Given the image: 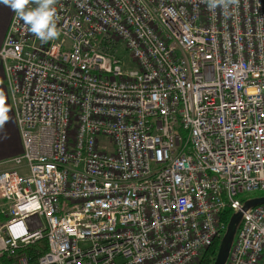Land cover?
<instances>
[{
  "label": "built area",
  "instance_id": "2783aa9c",
  "mask_svg": "<svg viewBox=\"0 0 264 264\" xmlns=\"http://www.w3.org/2000/svg\"><path fill=\"white\" fill-rule=\"evenodd\" d=\"M226 3L57 0L48 42L14 13L0 264H206L264 191V0ZM242 214L226 264H264V205Z\"/></svg>",
  "mask_w": 264,
  "mask_h": 264
},
{
  "label": "clouds",
  "instance_id": "9594fccd",
  "mask_svg": "<svg viewBox=\"0 0 264 264\" xmlns=\"http://www.w3.org/2000/svg\"><path fill=\"white\" fill-rule=\"evenodd\" d=\"M28 26L29 31L41 41L56 39L60 33L57 26V0H0ZM227 7L226 0H208V7ZM8 109L0 103V124L8 120Z\"/></svg>",
  "mask_w": 264,
  "mask_h": 264
},
{
  "label": "crops",
  "instance_id": "0c3cea01",
  "mask_svg": "<svg viewBox=\"0 0 264 264\" xmlns=\"http://www.w3.org/2000/svg\"><path fill=\"white\" fill-rule=\"evenodd\" d=\"M13 10L6 4L0 3V49L5 40ZM0 103L7 109L8 120L0 124V167L11 169L13 164L10 160L23 153V143L21 140L15 110L9 98L8 88L5 83L4 69L0 64ZM4 168V169H5Z\"/></svg>",
  "mask_w": 264,
  "mask_h": 264
},
{
  "label": "water",
  "instance_id": "95a60500",
  "mask_svg": "<svg viewBox=\"0 0 264 264\" xmlns=\"http://www.w3.org/2000/svg\"><path fill=\"white\" fill-rule=\"evenodd\" d=\"M260 205H264V196L255 197V198L247 200L244 203L242 210L232 215V217L229 220L225 236L223 237L219 245L218 254H217L214 264H226L228 257H229L230 250H231L232 243L234 241L236 231L242 219V215H243L242 212L248 211L249 209L260 206Z\"/></svg>",
  "mask_w": 264,
  "mask_h": 264
},
{
  "label": "trees",
  "instance_id": "16d2710c",
  "mask_svg": "<svg viewBox=\"0 0 264 264\" xmlns=\"http://www.w3.org/2000/svg\"><path fill=\"white\" fill-rule=\"evenodd\" d=\"M262 196H263V195H262ZM243 201L245 202V201H246V198L243 199ZM232 215H233V212H232V211H227V212L225 213L224 219H227V222H229V220H230V218L232 217ZM219 245H220V243H216V244H214V246L206 252L205 257H204V260H205L204 263L208 264V263H210V262H214V261H215V259H216V255H217V251H218V249H219ZM35 247H36L37 250L46 251V244H45L44 242L39 243V244L36 245ZM213 249H214V250H213ZM34 250H35V248H32V251L29 250V251H28V254H33L32 252H33ZM211 250H213V252H212V255H211V258H210V257H208V255H209V253H210ZM30 251H31V252H30Z\"/></svg>",
  "mask_w": 264,
  "mask_h": 264
},
{
  "label": "rangeland",
  "instance_id": "374dc122",
  "mask_svg": "<svg viewBox=\"0 0 264 264\" xmlns=\"http://www.w3.org/2000/svg\"><path fill=\"white\" fill-rule=\"evenodd\" d=\"M119 55H120V57H127V58H129V56H130V54H129V52H127L125 49H124V46L123 45H121V47H120V51H119ZM5 167L3 166V167H0V172H2V171H5V170H9L8 168H5ZM262 195H264V191L263 192H254V193H248V194H245L243 197H245V198H255V197H257V196H262ZM214 250V249H213ZM213 250H211L210 251V253H209V255H208V257H210L211 258V255H212V252H213ZM219 250V249H218ZM217 254H218V251H217ZM216 257H217V255H216ZM216 260V259H215ZM211 263H215V261L214 262H211Z\"/></svg>",
  "mask_w": 264,
  "mask_h": 264
}]
</instances>
